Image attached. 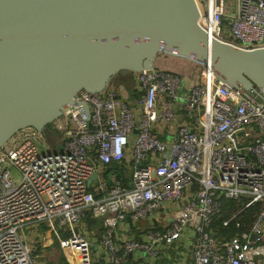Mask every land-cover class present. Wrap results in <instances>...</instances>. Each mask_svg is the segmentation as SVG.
Segmentation results:
<instances>
[{
  "label": "built area",
  "instance_id": "obj_1",
  "mask_svg": "<svg viewBox=\"0 0 264 264\" xmlns=\"http://www.w3.org/2000/svg\"><path fill=\"white\" fill-rule=\"evenodd\" d=\"M195 1L198 23L210 37L264 46V0ZM134 81L133 106L108 89L80 91L87 112L81 104L66 105L60 133L47 138L27 127L0 149V264H36L25 228L40 227L67 232L61 247L76 264H154L138 260L140 252L156 256L159 245L184 232L191 264L264 259V90L246 95L199 63L188 76L155 67ZM158 125L171 129L169 139L158 136ZM123 159L125 183L112 171L104 175L107 164ZM222 197L242 201L223 225L260 202L248 232L227 239L213 234ZM128 217L148 220L144 239L119 234ZM87 218L100 220L98 237Z\"/></svg>",
  "mask_w": 264,
  "mask_h": 264
},
{
  "label": "water",
  "instance_id": "obj_2",
  "mask_svg": "<svg viewBox=\"0 0 264 264\" xmlns=\"http://www.w3.org/2000/svg\"><path fill=\"white\" fill-rule=\"evenodd\" d=\"M198 18L195 0H0V149L27 127L60 133L66 105L87 112L80 91L135 79L161 53L209 64L246 95L264 90V46L210 37Z\"/></svg>",
  "mask_w": 264,
  "mask_h": 264
},
{
  "label": "trees",
  "instance_id": "obj_3",
  "mask_svg": "<svg viewBox=\"0 0 264 264\" xmlns=\"http://www.w3.org/2000/svg\"><path fill=\"white\" fill-rule=\"evenodd\" d=\"M155 65L158 68L165 69L174 74H183L190 75L195 67V63L187 58L174 56L169 54L161 53L155 59ZM126 162L116 161L107 164L104 167V175L107 176L110 171L115 173L117 178H120L124 183L129 178V171L126 168ZM242 201H236L231 198L222 197L221 198V210L220 213L213 219L210 229L213 234L219 239H227L232 237L233 235H239L242 232H248L257 216V213L260 209V202H254L247 207L242 208L236 216L227 224L223 225V220L229 218L233 213L238 211L241 208ZM87 224L90 226L92 224H96L95 219H86ZM236 223L239 226H236ZM62 236L53 235L55 237V244L57 246H61L62 238L67 234V232L60 231ZM35 254V250H34ZM52 264V263H50ZM59 264H71L68 263L64 256L60 255ZM92 264H106L105 261L99 259L97 261H93ZM128 264H132L129 262Z\"/></svg>",
  "mask_w": 264,
  "mask_h": 264
},
{
  "label": "crops",
  "instance_id": "obj_4",
  "mask_svg": "<svg viewBox=\"0 0 264 264\" xmlns=\"http://www.w3.org/2000/svg\"><path fill=\"white\" fill-rule=\"evenodd\" d=\"M114 83H111L108 87V90H111L117 94V96L125 99L128 101L129 105L133 106L136 96L138 92L135 89V81L132 76L124 77V78H117L114 79ZM156 133L161 139H169L168 135H170L171 129L169 127L158 125L154 127ZM168 137V138H167ZM124 160V159H123ZM126 162V160H124ZM127 164V163H126ZM126 166V165H125ZM127 167V166H126ZM96 224H92L95 226L96 229V237L100 235L102 230V226L99 219H95ZM155 226V220H154ZM157 226V225H156ZM148 220L142 219L137 222H133L126 220L125 225H120L117 227V231L123 237L126 235L128 237L140 240L145 238L146 232L149 230ZM40 230V229H39ZM37 232V231H36ZM34 233L36 236L37 233ZM187 232H184L179 239L172 241L169 244H161L159 245V253L156 256H143V253L140 252V258L138 260L145 259L147 262H153L154 264H191V258L189 254V244H187ZM62 236V233H60ZM37 237V236H36ZM35 237V238H36ZM94 247H96L94 245ZM137 255V253H136ZM134 255V257L136 256ZM136 258V257H135ZM135 261L132 260L133 264ZM109 264L108 262H105ZM260 264H264V259L261 260Z\"/></svg>",
  "mask_w": 264,
  "mask_h": 264
},
{
  "label": "rangeland",
  "instance_id": "obj_5",
  "mask_svg": "<svg viewBox=\"0 0 264 264\" xmlns=\"http://www.w3.org/2000/svg\"><path fill=\"white\" fill-rule=\"evenodd\" d=\"M114 82L115 81H113L112 83ZM49 127L50 125H48V128ZM52 130L53 132H56L54 128ZM53 136H55V134L52 135V137ZM41 149L43 150V148ZM94 227L95 226L92 225L89 226L91 232L93 234H96L97 231ZM39 229L36 232L37 233L36 234L37 237H36L34 236L33 232H29V229L25 228V234L27 235V238L31 234L29 240L35 243V254H36L35 260L37 261L36 264H50V263L59 264L60 255L64 256L65 260L68 263H71L68 260L69 257L66 253V249H63L61 246L59 247L55 244V242L57 241H55V237L53 236L54 234L44 227H40ZM71 264H76V263H71Z\"/></svg>",
  "mask_w": 264,
  "mask_h": 264
}]
</instances>
